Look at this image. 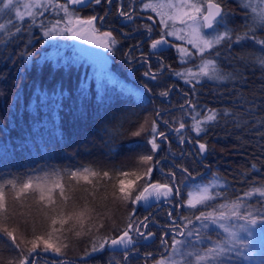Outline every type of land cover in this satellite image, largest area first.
Masks as SVG:
<instances>
[{
  "label": "trees",
  "instance_id": "trees-1",
  "mask_svg": "<svg viewBox=\"0 0 264 264\" xmlns=\"http://www.w3.org/2000/svg\"><path fill=\"white\" fill-rule=\"evenodd\" d=\"M55 4H60L59 0ZM239 5L241 11L236 15L230 13L228 21L234 37L248 31L247 11L241 0ZM231 9L226 7L228 13ZM36 11L43 14L37 15L34 22L27 16L21 21L15 11L0 13V24L5 25L0 30V184L40 177L55 170L63 176L65 195L70 197L68 206H72L73 199L81 207L89 202V207L95 209L89 223H103L104 227L79 238L66 233L68 247L62 249L61 255L84 262L94 254L85 255L91 250L92 239L118 236L129 223L141 229L140 222H145V217L151 218L146 215H152L153 220L144 224L147 230H156L157 238L134 245L132 248L137 251L131 254L132 259L140 255L144 264L157 256L149 253L164 249L158 242L162 231L158 232L154 225L168 221L167 209L152 212L140 203L120 204L110 193L124 168L125 161H120L122 153L137 142L151 147L148 140L153 120L166 139L157 136L160 147L151 161L155 167L150 182L180 184L182 193L189 182L214 174L220 183L219 201L225 198L231 201L252 185L264 183V66L256 59L264 55V46L257 42L264 40V29H256L255 40L246 39L230 47L224 42L218 46L220 66L229 74L224 80L201 78L192 79L191 83L187 77L132 80L111 77L94 60L77 55L69 42L70 33L44 36V31L57 20L62 21L59 28L67 23V16L58 7ZM199 63L198 55L190 60H181L179 56L178 60L179 68ZM123 85L133 91L122 88ZM164 92L168 94L161 95ZM210 110L217 114L216 120L205 121L202 127L207 132L197 134L192 129L195 123L192 117L204 120ZM144 116L148 125L140 132L142 137H135V126ZM181 122L185 124L183 129ZM198 142L206 143L208 151L200 152ZM83 168L99 174L91 177L92 184L69 180L68 172ZM185 168L188 172L183 171ZM103 171L109 172V176L104 177ZM8 196L13 212L10 228L22 225L25 242L31 240L25 230L31 238L33 226L37 234L43 233L47 224L43 212L50 208H44L31 196L21 201L13 200L10 191ZM54 196L56 204H60L59 194ZM201 209L186 205L181 214L185 232L182 238H187L190 231L189 220L198 222L195 216ZM133 210L135 214L129 219ZM130 234L138 236L135 230ZM173 237L167 241H173ZM10 243L6 236L0 241V264L9 261L15 264L18 259L17 250ZM170 244L171 248L174 243ZM103 253L109 256L105 248L97 251L99 256H104Z\"/></svg>",
  "mask_w": 264,
  "mask_h": 264
},
{
  "label": "snow or ice",
  "instance_id": "snow-or-ice-1",
  "mask_svg": "<svg viewBox=\"0 0 264 264\" xmlns=\"http://www.w3.org/2000/svg\"><path fill=\"white\" fill-rule=\"evenodd\" d=\"M85 0H68L66 3L55 4V0H26L23 4H20V0H0V13H4L5 10L15 11L16 16L23 21L25 16L32 18L34 22L37 15H42V12H37L36 9L47 10L48 6L58 7L67 16V23L64 28H59L61 20H57L54 25L44 31V36L53 37L54 35L63 36L65 32L71 33L73 38L85 40L89 44L97 43L98 46L105 49H110L117 43V40L111 32H103L99 35L103 39H94L97 36L98 29L95 26L96 17L92 16L88 19H81L78 16L74 18V11H70L69 4H83ZM97 4L100 0H95ZM111 2V0H109ZM223 0H157L156 3H145L144 7L151 9L157 13L160 17V23L165 29L171 28V31H167L165 36H177L180 40H186L189 45L192 46L194 52L189 48L180 46L179 51L182 56L194 57L196 55L200 58V63L196 65L198 71L193 72L191 68H186L184 72H176L175 74L182 77L189 78L187 82L191 83L192 79L199 81L201 78H207L209 80H224L228 77V73L220 66L219 57L221 55L219 47L222 43L227 42L230 47L232 43H241L246 39L255 40V31L257 28L264 29V0H241V6L247 11L246 19L249 21L245 25L248 31L242 35L237 34L233 36V30L228 27V21L230 13H227L222 8ZM23 11H20V8ZM121 15L125 13L121 12ZM102 19V18H101ZM131 19V16H129ZM151 19V17H149ZM171 21V24L169 23ZM185 25V28L179 30L176 29V22ZM43 27V24H41ZM5 25L0 24V30H4ZM223 28L224 31H220ZM149 32L151 27L148 28ZM16 31L19 32L20 28L17 27ZM180 33H184L181 35ZM251 33V35H250ZM260 45L264 46V40L257 41ZM168 41L161 37L159 40L153 41L151 47L158 49V46L167 44ZM215 49V51H213ZM28 55H31L30 53ZM257 62L264 66V55L256 58ZM149 75V73H145ZM155 79V76H152ZM167 92L161 93V95H167ZM199 115V114H197ZM159 116V113H157ZM217 114L213 111H209V114L204 117V120H197L196 117H192L195 123L192 125V129L200 134L201 132H207L206 127L202 125L207 122L215 121ZM167 123V121H165ZM185 124L180 123V129H183ZM180 129H176L179 132ZM143 131V128H141ZM139 136L140 131L134 133ZM151 138L148 143L151 145V152L154 153L159 149L160 145L157 144V136L164 137V132L158 131V126L155 120L152 122ZM199 143V142H198ZM141 147L137 142L134 143L130 150ZM200 152L208 151V145L206 143H199ZM153 160V154H145L140 156V162L142 164L149 165L146 170L137 175L132 173L136 177V180L145 179L144 185L133 196L129 185L134 183L131 180L120 179L118 181V189L113 193L114 197L122 202H131L132 204L140 203L141 201L148 203L150 197L159 198L161 196L168 197L173 194L179 195V188L173 183L159 184L150 182L151 174L155 165L150 162ZM157 163L159 161L157 160ZM254 167V166H253ZM184 172H188V169H183ZM70 181H84L91 184V177H96L99 174L90 169L83 168L82 170L70 171L67 173ZM120 176L128 177V172H120ZM175 175V173H171ZM191 173H189V176ZM55 177L54 180H50L49 177ZM104 177L109 176V172H103ZM63 176L57 171L52 173H44L43 176L28 178L23 181L10 180L7 184H0V241L4 240L6 236L10 241V247L19 250L18 259L15 264H35V260L39 253H47L49 251L55 254H62V249L67 248V243H61L62 238L66 239V233H72L75 237L79 238L85 235H90L93 230L99 231L103 228V223L95 224L89 223L93 219L92 213L94 208L89 207L87 203L83 207H79L75 199H73L71 211H67L69 196L65 195V186L62 183ZM219 185V179L214 178L207 185H197V190L187 193V205L190 208L196 209L197 206L201 208H212V211H200L199 215L195 216V220L201 221L203 229H209L210 224L218 225L222 229L226 237L223 239L212 240V236L207 232L201 233L200 229H195L187 233L188 237L195 235L196 240L179 241L173 237L174 245H181L180 248L173 247V256L164 257L155 262V264H225V259H244L251 258V237L255 232H259L264 236V183L259 185H252L248 190L243 193V196H237L235 199L229 201L225 198L224 203L213 204L220 195L218 192L213 193L211 189L216 188ZM56 189H59V196L61 203L56 204L53 193ZM69 190H74L71 183L69 184ZM8 191L11 192L12 199L15 201H21V198L31 196L38 204H43L44 208H50V211H44V219L47 221L45 231L42 234H37L35 226H33L32 239L24 241L21 237L20 241L17 240L16 229L10 228V221L13 216V212L9 207ZM253 197H258L257 205L249 203ZM55 205V206H53ZM135 214V210L130 214ZM98 215V214H97ZM184 219H189L184 217ZM147 220V217H145ZM192 221L189 220V223ZM208 222V223H205ZM146 228L147 224L143 221L140 222ZM59 226V227H57ZM135 230L138 236H144V233L140 231L139 227H135L132 223H129L122 232L116 237H97L92 239L91 250L86 252L85 255H90L97 251H102L105 245L111 246H123L128 248L129 246L137 243L133 240L130 232ZM185 235V233H180ZM243 234V235H242ZM154 235L149 232L148 237ZM219 237V233L216 234ZM97 239L99 243H97ZM205 241L208 244L204 247H198L197 245H203ZM25 244V248H21V244ZM162 244L167 242L162 240ZM27 245H30L28 247ZM247 253V254H246ZM151 255V253H149ZM179 256V259L175 257ZM124 261H127V255L123 257ZM8 264H13L9 261Z\"/></svg>",
  "mask_w": 264,
  "mask_h": 264
},
{
  "label": "flooded vegetation",
  "instance_id": "flooded-vegetation-1",
  "mask_svg": "<svg viewBox=\"0 0 264 264\" xmlns=\"http://www.w3.org/2000/svg\"><path fill=\"white\" fill-rule=\"evenodd\" d=\"M66 2H68V0H59V3ZM156 2L157 0H111V2H109V0H100V3L97 4L95 0H85L83 4H69V8L73 9L76 15L86 19L95 16L97 18L95 21L96 28L105 32H111L117 40V43L109 49L110 54L108 55L106 67L103 65L102 61L92 59L97 64L107 69L112 76L130 78L132 80H136L140 77L153 79V75L155 79L182 77L175 73L184 72L188 67L179 68V56L187 58L183 60H190L192 57L182 56L179 47L183 46L189 48L193 52L195 50L192 49V46L189 45L186 40H180L177 36L164 35L167 31H171L172 29H165L160 23V17L157 13L144 7L145 3ZM239 4L240 0H223L221 6L227 13L226 7L233 8L229 13L234 12L236 15L241 11ZM121 12L125 13V15H121ZM129 16H131V19H129ZM149 17H151V19H149ZM169 23L171 24V21ZM149 26L151 27L150 32L148 30ZM178 26L179 21L176 22L177 30ZM162 36H164L168 43L164 44L162 47L158 46V49H153L151 47L153 41L161 39ZM189 68L194 69L195 72L198 71L196 70V65ZM145 73H149V75L146 76ZM190 178L194 177L190 176ZM176 186L180 190L179 195L175 194L174 189L173 194L168 197L153 198L154 204L152 206L149 204L150 200L148 203H140L145 209L152 212L159 211L163 208L167 209L166 216L168 221L158 222L154 225L155 228L157 227L158 232L162 231L158 242L160 247L164 248V250L151 253L157 255L155 259L160 258L162 255L165 256L169 251L170 242L173 244V241L171 239L170 242H168V238H171L172 235L174 238L176 236L182 237L183 235L180 233H185L181 214L185 212L186 205L183 203V196L186 194V190L181 193L183 186L180 184ZM146 216L151 218L150 220L147 219L144 223L153 220L152 215ZM140 231L144 233V236L132 234L134 236L133 240L137 241V243L140 241L150 242L152 240L151 238H157L156 230L150 231L142 226ZM148 231L154 235L148 237ZM162 240L167 243L162 244ZM137 243L128 248L106 245L105 249L109 251V256L105 253H103L105 254L104 256H99L97 252H95L92 258H86L84 262L81 261V258H78V261H76V259H68L65 254L61 255V258L51 257L47 253L37 250L39 255L35 260V264H142L143 259L140 258V255L137 254L139 258L136 257L135 259L131 257L133 251H137L132 248ZM125 254L127 255V261L123 260ZM146 263L147 262L144 264Z\"/></svg>",
  "mask_w": 264,
  "mask_h": 264
},
{
  "label": "rangeland",
  "instance_id": "rangeland-1",
  "mask_svg": "<svg viewBox=\"0 0 264 264\" xmlns=\"http://www.w3.org/2000/svg\"><path fill=\"white\" fill-rule=\"evenodd\" d=\"M24 2H26V0H20V4H23ZM20 11H23V8L22 7L20 8ZM75 16L80 17L79 15H76L74 13V18H75ZM80 18L81 19H86L84 17H80ZM65 25H64V27H65ZM185 27H186L185 25H182V24L179 23L178 30L181 29V28H185ZM103 32H105V31L98 30L97 36L94 39H97V40L103 39V37H101L99 35L100 33H103ZM180 34L182 35L183 33H180ZM69 42L73 46L74 51L77 52L76 53L77 55H81V56H84V57H87V58H90V59H94V60L95 59H98V60L102 61L103 65L106 67L107 60H108V55L110 54L109 53L110 52L109 49H105L103 47H100V46H98L97 43L89 44L85 40H80V39L73 38L72 35H71V33H70V36H69ZM181 58H182L181 60L187 59L186 57H181ZM102 68L105 69L104 67H102ZM196 70H198V69H196ZM105 71H106V73H109L106 69H105ZM193 72H195V71L193 70ZM111 77H114L115 78L114 75L113 76L111 75ZM122 88H125L127 90L130 89V90L133 91V89H131L130 87L125 86V85H123ZM145 117L146 116H144L143 119L135 126L134 132H137V131H140L141 132V128H143V130L146 129V127L148 125V119L145 118ZM135 137H138L139 138V137H142V136L141 135H139V136H136L135 135ZM140 145H141V147H139L138 150H135V151L132 152L131 150L128 149V150H125L122 153V156L120 158V161H125V163H124V168H122L121 172H128L129 173V176L128 177H123V176H120V175L117 176L116 183H115V185H113L114 189L112 187L111 190H110V193H111V195H112V197L114 199H116V198L114 197L113 193L117 191V189H118V181L120 179L131 180V181L134 182L131 185H129L130 190L133 193V196H135L136 193H137V191L141 189V187L145 183V179H147V178H145V179L136 180V177L134 175H132V173H134V172L137 175L142 174L146 170V168L149 166V165H146V164H142L140 162V156L141 155L153 154V157L155 155V152L154 153L151 152V147H147L146 145L143 146L142 144H140ZM129 152H131V155L130 156H129ZM127 158H129V159H127ZM126 161H128L127 164H126ZM160 170L161 169H159V171ZM103 172H105V171H103ZM214 178H216V177L213 174L210 177L205 178L204 180H199V181H196L194 183H192V182L190 183L189 182L188 183V189H186V194L183 196V199H184L183 203L185 205H187L186 201H187V198H188V196H187V193L188 192H194V191H196L197 190V188H196L197 185H200V186L207 185L210 181H213ZM50 180H54V178H51ZM83 183H86V182L83 181ZM153 183H156V182H153ZM218 186L216 188L211 189V191L213 193H217V190L219 188ZM54 193H58L59 194V189H56ZM54 193H53V196H54ZM241 196H243V195H241ZM161 197L163 198V196H161ZM54 199H55V196H54ZM154 199H156V198L154 197ZM258 199H259L258 197H253L248 202L251 203V204H253L254 206H258L257 205V200ZM119 201H120V204L128 203V202H122L121 200H119ZM224 202L225 201H219L218 199H216L215 201H212L211 203H213V204H220V203H224ZM86 203H89V202H86ZM149 204L151 206L154 204L153 199L150 200V203ZM79 207H81V206L79 205ZM197 207H201V206H197ZM71 209H72V206H68V208L66 210L67 211H71ZM201 210H203V211H212L213 209L212 208H206V209L205 208H202ZM94 215H95V213L93 212L92 213V216L94 217ZM191 221L192 222L190 224H192V225H191L190 231H194L195 229H200L201 230V233L207 232L208 234H210L212 236V240H216L218 238L219 239H223V238L226 237V234L223 233L222 229H220L218 227V225L210 224L209 229L205 230L202 227L201 221H198L197 223L194 220H191ZM205 223H208V222H205ZM185 224H188V223H185ZM13 228L16 229V235L20 237V238L17 237V240H20L21 237H22V232H24L23 231L24 228L22 227V225H19V224H17V225L15 224ZM43 231H45V228L43 229ZM217 233L220 234L219 237L216 235ZM25 234H26V236H27L28 239H32L31 238V235L29 236L27 234L26 230H25ZM38 234H42V233L40 232ZM130 235L134 238V236L132 234H130ZM250 239H251V249H250L251 258L248 259V260H244V259H236L235 257H233L232 259H225V264H264V236H262L257 231V232H255V234L253 235V237H251ZM175 240H179V241L193 240L194 241V240H196V237H195V235L192 236L191 238H189L188 236H187V238H184V237L182 238V237L176 236L175 237ZM61 243H67V245H68V241L65 242V239H63V238L61 240ZM207 244H208V241H205L203 245H197V246L198 247H204ZM23 245L24 244L22 243L21 244V248H23ZM173 247L180 248L181 245H174L173 244L172 247L169 249V251L166 253L165 256L162 255L160 258H157V259H155L154 261H151V262H147L146 264H155V262L157 260L161 259V258L173 256ZM37 250L40 251V249H37ZM18 251L19 250H17L15 253H18ZM47 253L51 257L61 258V254H55V253H53L51 251H49ZM175 258L176 259H179V256H176Z\"/></svg>",
  "mask_w": 264,
  "mask_h": 264
},
{
  "label": "water",
  "instance_id": "water-1",
  "mask_svg": "<svg viewBox=\"0 0 264 264\" xmlns=\"http://www.w3.org/2000/svg\"><path fill=\"white\" fill-rule=\"evenodd\" d=\"M153 198H154V197H150L149 200H151V199H153ZM140 203H145V202L141 201ZM109 246H110V244H109ZM115 247H117V246H115ZM118 247H123V246H118Z\"/></svg>",
  "mask_w": 264,
  "mask_h": 264
}]
</instances>
